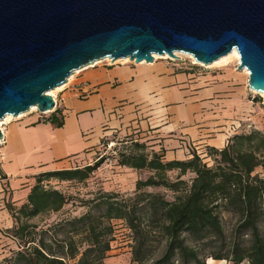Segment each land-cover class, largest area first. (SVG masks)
I'll list each match as a JSON object with an SVG mask.
<instances>
[{
  "label": "trees",
  "instance_id": "16d2710c",
  "mask_svg": "<svg viewBox=\"0 0 264 264\" xmlns=\"http://www.w3.org/2000/svg\"><path fill=\"white\" fill-rule=\"evenodd\" d=\"M47 121L62 125L53 114ZM117 157L119 166L150 175L135 181L132 194L100 192L81 203L84 214L60 222H32L59 213L70 201L42 183L84 182L104 159L37 175L25 203L6 204L13 221L6 232L18 250L0 264H104L114 240L113 221L123 222L129 233L133 264H206L208 259L264 264L263 132L234 133L223 148L194 151L183 161H164L130 139ZM170 173H176L173 180ZM187 174L193 177L183 179ZM153 188L172 193V200L147 191Z\"/></svg>",
  "mask_w": 264,
  "mask_h": 264
},
{
  "label": "water",
  "instance_id": "95a60500",
  "mask_svg": "<svg viewBox=\"0 0 264 264\" xmlns=\"http://www.w3.org/2000/svg\"><path fill=\"white\" fill-rule=\"evenodd\" d=\"M234 50L264 94V0H0V121L53 112L49 92L104 60L210 65Z\"/></svg>",
  "mask_w": 264,
  "mask_h": 264
},
{
  "label": "crops",
  "instance_id": "0c3cea01",
  "mask_svg": "<svg viewBox=\"0 0 264 264\" xmlns=\"http://www.w3.org/2000/svg\"><path fill=\"white\" fill-rule=\"evenodd\" d=\"M79 73L69 79L51 113L61 120L60 127L48 118L30 115L3 128L0 229H10L13 224L6 204L18 207L25 203L37 175L83 167L80 162L91 160L104 139L132 134L164 161H183L194 152L181 146L183 138L194 140L199 132L205 134L207 130H198L199 126L242 119L238 107L246 106L245 89L228 82L217 84L226 75L197 76L163 62L94 64ZM220 89L234 93L219 95ZM229 137L216 134L221 142L215 146L204 141L198 152L204 153L208 147L221 149ZM115 253L110 250L104 264H133L130 252L125 259Z\"/></svg>",
  "mask_w": 264,
  "mask_h": 264
},
{
  "label": "rangeland",
  "instance_id": "374dc122",
  "mask_svg": "<svg viewBox=\"0 0 264 264\" xmlns=\"http://www.w3.org/2000/svg\"><path fill=\"white\" fill-rule=\"evenodd\" d=\"M226 58L218 64L203 66L197 64L192 59L191 56L189 57L188 55L183 53L176 54V58L155 57L154 61L166 63L168 65L173 66L176 70L182 71L184 73L194 74L197 76L210 75V74L226 75L225 79H223L224 81L217 82L218 85H222L223 83L228 82L231 83L230 85L231 87H240L241 89H245L247 94L245 99L246 106H243L241 104L240 107H238V109L240 108L239 112L242 113V114L240 113L239 115L242 117V119L239 120L229 119L223 125L199 126L198 130L202 131L204 129L207 130V132L205 134L199 132V136L197 137V139L194 140L193 139L188 140L186 138H183L181 140L182 142L181 146L184 149L185 148L187 150L193 149V151L197 152L198 154H202L198 152V150H200L199 147L205 144L206 142H210L215 146H217V144L221 142V139L216 138V134L217 135L219 134L220 137H223L224 135L231 136L234 133H239V132L246 133L251 130H259L264 133V96L257 95L256 93H253L248 89L247 86L248 75L245 74V72L243 71H238L237 69L238 60L234 56H228ZM96 64L98 66L110 67L119 64H134V63L128 60L126 61L119 60L113 63L109 60H104ZM81 70L74 72V74L70 76L69 79L72 80L73 78L77 77L80 74L79 72ZM69 79L68 82L63 86H60L55 90L49 92V94L56 101L57 105L59 101V96L62 94L63 90L68 85ZM224 90L225 89L219 91L221 92L219 95L230 94L233 92L232 90H230L229 92ZM51 113L40 114L35 109H32L28 113L23 114L17 118L11 117L6 120H4L5 119L4 118L3 120L0 121V131L2 133V136H3V128L9 123L18 121V119L21 117L30 116V115H36V116L39 115L42 120H45L49 118ZM218 128H221L222 130L217 131L216 129ZM130 139L135 140V137H133L132 134L130 135L114 134L111 137L104 139L106 143L105 144L102 143L98 147V149L95 150V153L92 155L91 160L80 162L81 165L85 167L87 165L93 164L97 158L103 157L104 159V162L101 165V167L95 173H93L88 180L84 182L81 183L74 181L59 182L53 179L44 181L42 185L45 188L56 189L61 191L70 198V201L69 204L66 205L59 213L42 216L32 220V222L40 223V224H51L53 222H60L61 220L64 219L79 217L86 212V207L82 206L81 203L84 200L93 199L100 192L106 191L109 193H118L120 195L132 194L135 189L133 188L135 186V179L138 178L145 179L150 175V173L146 171L135 172V171H131L129 168L118 165V161H117L118 153L119 151L125 150L126 142L128 143V140ZM1 144H3V141L1 142ZM147 151L150 152L149 146H147ZM0 157H1V151H0ZM204 161L208 164V166H212V162L209 161L208 159H205ZM256 173L261 174V170L257 169ZM175 176L176 173L169 174V178L172 180L175 178ZM261 176L264 177L263 174H261ZM191 177H193V175L187 174L186 176L183 177V179L189 180ZM147 191L153 193L165 194L168 200H172L173 197L172 193L166 192L162 188H153ZM113 225L115 227V232L113 237L114 240L111 242L110 245L111 250L116 251L115 254H118V256L120 255L119 256L120 258L125 259V254L130 252L129 233L125 228L123 222L113 221ZM6 230L7 229L4 228L0 229V261H2L5 258L11 257L12 254L18 250L16 241H14L9 237V234L6 232ZM209 260L212 259H208L206 261V264H208ZM212 264H231V263L226 262L224 260L221 261L213 260ZM242 264H248V263L243 262Z\"/></svg>",
  "mask_w": 264,
  "mask_h": 264
},
{
  "label": "bare ground",
  "instance_id": "6f19581e",
  "mask_svg": "<svg viewBox=\"0 0 264 264\" xmlns=\"http://www.w3.org/2000/svg\"><path fill=\"white\" fill-rule=\"evenodd\" d=\"M177 54H178V53H177ZM186 55H187V54H186ZM188 56L190 57V55H188ZM228 56H234L237 60H239V56H238L237 52L234 50V51H232V53H230L229 55L220 58L219 60L215 61V62L212 63V64H218V63L222 62V61H223L226 57H228ZM155 57H158V56H155ZM162 57H167V56H162ZM191 57H192V56H191ZM192 59H193L197 64H199V65L209 66V65H204V64H201V63L197 62L193 57H192ZM226 59H227V58H226ZM123 60H128V59H123ZM109 61H110V60H109ZM128 61H129V60H128ZM212 64H210V65H212ZM242 71L245 72V74L248 75V72H247L246 70H242ZM261 96H264V94H261ZM32 109H36V108H32ZM32 109H31V110H32ZM20 116H21V115H20ZM18 117H19V116H18ZM9 118H11V116H6L4 120L9 119ZM12 118H13V117H12ZM16 118H17V117H16Z\"/></svg>",
  "mask_w": 264,
  "mask_h": 264
},
{
  "label": "built area",
  "instance_id": "2783aa9c",
  "mask_svg": "<svg viewBox=\"0 0 264 264\" xmlns=\"http://www.w3.org/2000/svg\"><path fill=\"white\" fill-rule=\"evenodd\" d=\"M56 106H57V103H56V101H55V108H56ZM55 110V109H54ZM3 141V139L0 141V144H1V142Z\"/></svg>",
  "mask_w": 264,
  "mask_h": 264
}]
</instances>
